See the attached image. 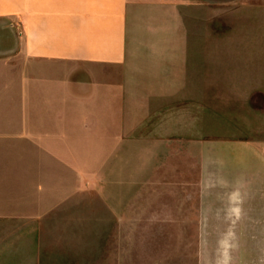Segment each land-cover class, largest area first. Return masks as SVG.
I'll use <instances>...</instances> for the list:
<instances>
[{"label":"crops","instance_id":"crops-1","mask_svg":"<svg viewBox=\"0 0 264 264\" xmlns=\"http://www.w3.org/2000/svg\"><path fill=\"white\" fill-rule=\"evenodd\" d=\"M206 11V0H0V220L23 223V264L46 260L48 140L77 149L78 137L90 151L191 144L197 154L172 164L183 170L177 208L128 220L120 180L104 264H264V146L207 142L203 110L192 112L200 84L189 67L162 63L186 55L175 41H187ZM160 232L162 257L147 242Z\"/></svg>","mask_w":264,"mask_h":264},{"label":"rangeland","instance_id":"rangeland-1","mask_svg":"<svg viewBox=\"0 0 264 264\" xmlns=\"http://www.w3.org/2000/svg\"><path fill=\"white\" fill-rule=\"evenodd\" d=\"M206 6L205 19L189 26L190 38L175 41V53L185 49L186 55L162 63L175 69L189 67L187 76L200 84L192 95L196 100L192 112L198 117V108L203 110L207 142L264 146V0H206ZM75 139L74 144H82L77 149L66 146L72 139L48 140L47 215L41 232V240L46 241L45 264H104V244L114 236L109 232V208L120 207V180H128L121 186V208H127L128 220L135 210L177 208L183 170L172 164L197 155L191 144L190 151L180 145L157 154L106 153L85 150L92 148L84 146L89 138ZM142 159L150 166L140 167ZM136 179L139 184L133 183ZM22 225L0 220V264H23L22 250L16 247L28 236ZM127 236L129 249L134 234ZM166 236L147 234V242H157L159 257L165 255ZM11 243L15 246L8 248Z\"/></svg>","mask_w":264,"mask_h":264}]
</instances>
